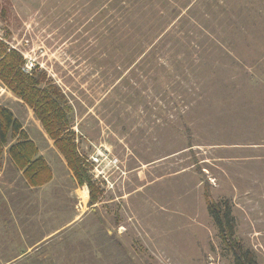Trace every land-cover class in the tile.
Masks as SVG:
<instances>
[{"label": "rangeland", "instance_id": "374dc122", "mask_svg": "<svg viewBox=\"0 0 264 264\" xmlns=\"http://www.w3.org/2000/svg\"><path fill=\"white\" fill-rule=\"evenodd\" d=\"M0 40L67 95L96 195L0 81L51 173L4 151L0 263L232 264L207 189L264 264V0H0Z\"/></svg>", "mask_w": 264, "mask_h": 264}, {"label": "trees", "instance_id": "16d2710c", "mask_svg": "<svg viewBox=\"0 0 264 264\" xmlns=\"http://www.w3.org/2000/svg\"><path fill=\"white\" fill-rule=\"evenodd\" d=\"M158 31V30H157ZM153 27L148 35V46L158 35ZM23 55L14 48H8L0 40V81L14 96L24 102L40 121L45 133L63 156L67 167L80 185L89 188V203L95 202V187L84 168V158L77 151L73 131V108L67 95L46 75L43 69L34 65L24 67ZM6 154L15 171L31 187H39L51 179L49 165L39 154L37 145L29 138L20 121L5 105L0 104V169L3 154ZM206 210L223 247L232 255V264H258L254 253L243 247L236 234V222L228 199L213 200L205 189Z\"/></svg>", "mask_w": 264, "mask_h": 264}, {"label": "crops", "instance_id": "0c3cea01", "mask_svg": "<svg viewBox=\"0 0 264 264\" xmlns=\"http://www.w3.org/2000/svg\"><path fill=\"white\" fill-rule=\"evenodd\" d=\"M12 182L13 181H0V195H2L3 191L9 190V188H11ZM43 186H41L40 188H42ZM3 195H5V194H3ZM5 230L7 231L9 229L5 228ZM49 235H51V233L48 231L46 236H44V237H48ZM0 264H2V263H0Z\"/></svg>", "mask_w": 264, "mask_h": 264}, {"label": "built area", "instance_id": "2783aa9c", "mask_svg": "<svg viewBox=\"0 0 264 264\" xmlns=\"http://www.w3.org/2000/svg\"><path fill=\"white\" fill-rule=\"evenodd\" d=\"M85 187H87V185H85Z\"/></svg>", "mask_w": 264, "mask_h": 264}]
</instances>
